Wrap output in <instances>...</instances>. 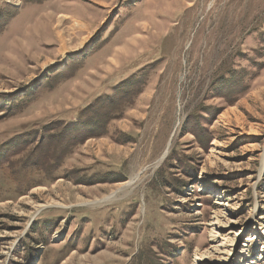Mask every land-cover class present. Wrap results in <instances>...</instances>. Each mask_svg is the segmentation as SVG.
<instances>
[{"label": "rangeland", "instance_id": "obj_1", "mask_svg": "<svg viewBox=\"0 0 264 264\" xmlns=\"http://www.w3.org/2000/svg\"><path fill=\"white\" fill-rule=\"evenodd\" d=\"M219 211L264 264V0H0V264H200Z\"/></svg>", "mask_w": 264, "mask_h": 264}, {"label": "bare ground", "instance_id": "obj_2", "mask_svg": "<svg viewBox=\"0 0 264 264\" xmlns=\"http://www.w3.org/2000/svg\"><path fill=\"white\" fill-rule=\"evenodd\" d=\"M194 52H192L193 54ZM193 56V55H192ZM191 56V57H192ZM134 183V180H132L131 182H129L128 186H132V184ZM114 195L117 194V192L113 193ZM105 200H110V198L107 196L104 199L100 200V201H105ZM55 206H60V204H54ZM52 205H41L39 206L41 209L42 208H47V207H51ZM221 217H224L223 212H217L216 213V218L214 219V223L212 224V226H214L213 230H212V241H213V245L211 247L210 250H207L203 253H201V255L197 254V261H199L198 263L203 264V261H205L206 259H215V260H221L222 263H226L229 259H231V257L233 256V253H235L234 249H233V244L235 243V241L237 240L238 235L240 234V232H236L233 231V229H229L228 234H226V236H229L227 239H225L224 237L222 238L221 236L223 234H221L220 228L219 227H228L227 225L232 224L233 222H223ZM219 226V227H217ZM256 239V234L255 235H251L247 238L246 242L243 244L244 246L247 245L248 243H253ZM258 260L260 259H264V254H260V257L257 258ZM251 264V263H249Z\"/></svg>", "mask_w": 264, "mask_h": 264}, {"label": "trees", "instance_id": "obj_3", "mask_svg": "<svg viewBox=\"0 0 264 264\" xmlns=\"http://www.w3.org/2000/svg\"><path fill=\"white\" fill-rule=\"evenodd\" d=\"M104 113V112H102ZM105 115H98L95 120H88L82 125H64L63 123L59 122V138L65 137L67 135V138L65 139L64 143H62V146H65L61 149V155L63 157L68 156L71 154L77 146L81 145L84 141L88 140L92 137H99L106 134L105 127L107 125V120H104ZM101 119L100 122H96L97 119ZM104 128V129H103ZM98 130V133L95 132V130ZM15 143L11 145H7L9 148L8 151H10L14 147ZM43 147V142L38 143L36 150L34 149L32 152V155L35 154V151H39ZM25 151V150H23ZM20 152L14 153L13 155H18ZM60 155V156H61ZM60 160V159H59ZM35 168H42V164H36L34 165Z\"/></svg>", "mask_w": 264, "mask_h": 264}]
</instances>
